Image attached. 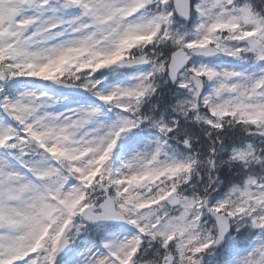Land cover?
Instances as JSON below:
<instances>
[{"label": "snow or ice", "instance_id": "snow-or-ice-1", "mask_svg": "<svg viewBox=\"0 0 264 264\" xmlns=\"http://www.w3.org/2000/svg\"><path fill=\"white\" fill-rule=\"evenodd\" d=\"M0 264H264V0H0Z\"/></svg>", "mask_w": 264, "mask_h": 264}]
</instances>
